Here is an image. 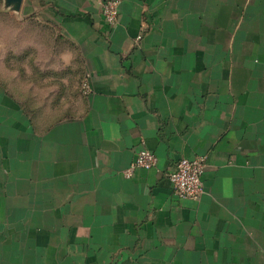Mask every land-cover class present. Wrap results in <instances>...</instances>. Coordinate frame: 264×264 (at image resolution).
I'll list each match as a JSON object with an SVG mask.
<instances>
[{"label": "crops", "instance_id": "crops-1", "mask_svg": "<svg viewBox=\"0 0 264 264\" xmlns=\"http://www.w3.org/2000/svg\"><path fill=\"white\" fill-rule=\"evenodd\" d=\"M24 8L59 51L0 70V264H264V0H122L112 27L100 0ZM197 156L183 198L169 173Z\"/></svg>", "mask_w": 264, "mask_h": 264}, {"label": "rangeland", "instance_id": "rangeland-1", "mask_svg": "<svg viewBox=\"0 0 264 264\" xmlns=\"http://www.w3.org/2000/svg\"><path fill=\"white\" fill-rule=\"evenodd\" d=\"M2 6L4 5V0H1ZM25 0L22 5L20 12H12L13 17L10 19L8 17L3 18V21L7 23V26L12 23L14 24V17H17L18 32L17 39L13 37V33L10 34V28L5 29L3 36L7 43H3V62L1 64L0 70L3 71L6 76H10V67L18 69L25 73L27 68H33V70H41L42 65L45 60L49 58L50 68L53 67L56 61L57 52V38H56V27L49 23L47 24L45 19L41 17L39 13H29L27 14L26 8H24ZM9 15V13H7ZM10 26V25H9ZM46 38L50 41V44H42L43 39ZM17 44V45H15ZM66 52L69 53L70 49L73 50V46L67 44L64 46ZM18 52V60L13 61L12 59H7L9 57L10 51ZM61 51V50H60ZM7 53V54H6ZM49 57L46 59V56ZM26 55L30 56V60H27ZM17 61V62H16ZM75 63V61H71ZM17 63V66H16ZM76 65V63H75ZM16 66V67H15Z\"/></svg>", "mask_w": 264, "mask_h": 264}, {"label": "built area", "instance_id": "built-area-1", "mask_svg": "<svg viewBox=\"0 0 264 264\" xmlns=\"http://www.w3.org/2000/svg\"><path fill=\"white\" fill-rule=\"evenodd\" d=\"M122 0H100L101 12L106 23L109 26L117 24L120 15V5ZM139 39L142 38L140 35ZM83 88L85 93L90 92L88 77H86ZM158 157L150 151L144 150L137 154L135 161L125 173L131 175L135 168L151 169L157 166ZM206 171L205 156H197L194 158H181L174 170L169 173L175 191L183 198L198 200L204 194L203 176Z\"/></svg>", "mask_w": 264, "mask_h": 264}, {"label": "water", "instance_id": "water-1", "mask_svg": "<svg viewBox=\"0 0 264 264\" xmlns=\"http://www.w3.org/2000/svg\"><path fill=\"white\" fill-rule=\"evenodd\" d=\"M24 0H4L3 11L20 12Z\"/></svg>", "mask_w": 264, "mask_h": 264}, {"label": "trees", "instance_id": "trees-1", "mask_svg": "<svg viewBox=\"0 0 264 264\" xmlns=\"http://www.w3.org/2000/svg\"><path fill=\"white\" fill-rule=\"evenodd\" d=\"M9 15L8 14H3V18H6L8 17ZM9 18V17H8ZM10 53V52H9ZM11 54V53H10Z\"/></svg>", "mask_w": 264, "mask_h": 264}]
</instances>
